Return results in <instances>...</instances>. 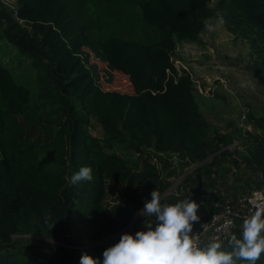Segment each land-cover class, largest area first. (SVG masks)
Masks as SVG:
<instances>
[{
	"label": "trees",
	"instance_id": "obj_1",
	"mask_svg": "<svg viewBox=\"0 0 264 264\" xmlns=\"http://www.w3.org/2000/svg\"><path fill=\"white\" fill-rule=\"evenodd\" d=\"M213 17L248 42L264 78V0H16L14 9L0 0V41L32 72L24 82L0 57V264L102 257L122 233L155 223L142 215L152 190L162 204L198 203L191 234L226 202L264 187V117L243 115L255 122L244 134L211 125L190 73L173 60L177 43L198 41ZM87 44L103 47L131 93L101 87ZM82 166L93 179L72 184ZM242 228L222 250L233 251Z\"/></svg>",
	"mask_w": 264,
	"mask_h": 264
},
{
	"label": "rangeland",
	"instance_id": "obj_2",
	"mask_svg": "<svg viewBox=\"0 0 264 264\" xmlns=\"http://www.w3.org/2000/svg\"><path fill=\"white\" fill-rule=\"evenodd\" d=\"M10 9L16 7V0H1ZM215 1L209 6L213 7ZM204 30L196 42H180L176 45L174 63L177 69L190 73L198 94L200 110L205 119L222 131L234 125L243 134L251 131L254 119L243 118L247 112L254 118L264 117V78L254 69L252 50L248 42L229 34L222 22L216 18L205 21ZM83 50L89 55L90 65L95 66L99 83L105 90H117L131 93L132 89L126 76L113 70L102 46L87 44ZM10 45L0 41V57L4 64L12 69L18 79L29 80L32 72L28 61ZM31 88V87H30ZM255 131L262 134L260 127ZM96 136L101 135L98 126L91 129ZM264 137V135H262ZM231 150L240 147L230 146ZM1 158V153H0ZM243 178L250 174V168L241 166ZM239 177V176H237ZM245 180V179H244ZM241 190L243 181L228 179ZM227 187L225 184L222 188Z\"/></svg>",
	"mask_w": 264,
	"mask_h": 264
},
{
	"label": "clouds",
	"instance_id": "obj_3",
	"mask_svg": "<svg viewBox=\"0 0 264 264\" xmlns=\"http://www.w3.org/2000/svg\"><path fill=\"white\" fill-rule=\"evenodd\" d=\"M91 166H82L70 178L72 184L91 181ZM142 215L154 216L155 223L132 232H124L106 247L102 257L85 252L80 264H256L264 252V207H258L243 221L240 238L233 237V251H224L219 242L198 247L190 236L192 222L198 220L195 200L161 203L160 193L152 190Z\"/></svg>",
	"mask_w": 264,
	"mask_h": 264
},
{
	"label": "built area",
	"instance_id": "obj_4",
	"mask_svg": "<svg viewBox=\"0 0 264 264\" xmlns=\"http://www.w3.org/2000/svg\"><path fill=\"white\" fill-rule=\"evenodd\" d=\"M258 207H264V187L246 190L237 199L226 202L208 220L199 222L190 234L194 242H223L231 237L237 222L243 221Z\"/></svg>",
	"mask_w": 264,
	"mask_h": 264
},
{
	"label": "water",
	"instance_id": "obj_5",
	"mask_svg": "<svg viewBox=\"0 0 264 264\" xmlns=\"http://www.w3.org/2000/svg\"><path fill=\"white\" fill-rule=\"evenodd\" d=\"M132 224V222L127 225L126 227H124L122 230H120V232H118L115 236H113L112 238H110V240H112L113 238H115L116 236H118L120 233H122L125 229H127L130 225ZM203 244V241H201L199 244H198V247H201Z\"/></svg>",
	"mask_w": 264,
	"mask_h": 264
}]
</instances>
